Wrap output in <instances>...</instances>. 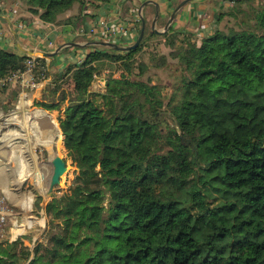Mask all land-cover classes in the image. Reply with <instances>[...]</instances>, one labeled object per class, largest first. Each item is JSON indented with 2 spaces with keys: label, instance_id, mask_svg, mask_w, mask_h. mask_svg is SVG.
<instances>
[{
  "label": "trees",
  "instance_id": "obj_1",
  "mask_svg": "<svg viewBox=\"0 0 264 264\" xmlns=\"http://www.w3.org/2000/svg\"><path fill=\"white\" fill-rule=\"evenodd\" d=\"M88 1L24 0L48 23ZM230 1L199 42L170 26L129 51L95 47L67 68L73 90L59 125L79 171L46 204L43 240H0V264H264V0ZM225 17L233 23L220 26ZM152 37L169 53L136 60ZM27 57L0 47V77ZM168 57L179 71L166 95L141 77ZM104 61L120 74L92 91ZM165 113L174 131L164 138Z\"/></svg>",
  "mask_w": 264,
  "mask_h": 264
},
{
  "label": "crops",
  "instance_id": "obj_2",
  "mask_svg": "<svg viewBox=\"0 0 264 264\" xmlns=\"http://www.w3.org/2000/svg\"><path fill=\"white\" fill-rule=\"evenodd\" d=\"M181 1L90 0L84 5L75 2L59 15L54 23L44 22L38 15L18 5H7L0 2L1 48L19 55L23 54L22 49L54 52L52 55L41 57L45 66V77L34 88L17 95L18 102L12 115L4 120L0 117V124L5 122L19 126L20 130L14 129L8 133V140L12 143L14 153L20 155L22 150L24 153H21L28 155L39 154L41 150L47 152L53 147L52 142L57 137L61 140L59 144L63 147L59 112L55 116V113H49L41 106L35 108L34 103L44 101L58 104L66 97L64 109L69 105L68 95L73 90V80L66 70L69 66L79 65L87 53L97 47L95 41L109 39L108 41L118 45L132 44L141 27L140 16L145 20L146 35L149 34L147 31L149 25L152 31L162 32L165 30L171 12ZM230 3V0H188L178 10L170 26L178 31L190 32L192 41L199 42L202 37L212 33L216 26L217 13L227 9ZM156 9L158 10L157 17H155ZM122 26L128 29L124 35L117 30ZM91 28L94 29L92 33L89 32ZM107 29L109 31L116 29L117 34L106 38L104 33ZM56 87H58L57 90ZM91 90L99 91L93 88ZM14 92L11 87L7 90L0 89V110L4 108V104L10 100ZM51 111L56 110L51 109ZM13 113L17 116L15 117ZM14 170L20 172L19 166L16 168L14 165ZM21 179L20 186L23 184ZM14 194L15 196H12L14 203L23 207L19 199L21 194L19 192ZM16 238L17 235L0 236V240L11 241Z\"/></svg>",
  "mask_w": 264,
  "mask_h": 264
},
{
  "label": "rangeland",
  "instance_id": "obj_3",
  "mask_svg": "<svg viewBox=\"0 0 264 264\" xmlns=\"http://www.w3.org/2000/svg\"><path fill=\"white\" fill-rule=\"evenodd\" d=\"M0 2L7 5L15 4L18 5V7L27 10V5L24 0H0ZM231 5L232 3H230V6L225 10H228ZM227 23H233V19L230 17H225L220 23L218 22L220 26H224ZM101 40L106 41V39ZM108 40L109 39H107V41ZM97 47L108 49L105 46L103 47L97 45ZM151 49H155L166 55L170 51V48L164 45V38L152 37L149 43L145 44L142 50L134 55L135 59H146ZM104 62L105 63L97 72V75L95 76V79L91 85V88L99 91L105 90V81L108 75L118 76L120 74V70L118 69L116 63H111L108 61ZM178 71V66L176 65L175 60H172L170 57H168V65L166 67L150 69L141 78L145 80L148 77L152 78L153 83H158L163 86V94L167 95V93L170 91L168 87L170 78L172 75L178 73ZM3 86L4 87L1 86V90H7V88L11 87L15 92L11 95L10 100L4 104V108L0 110V117L3 118L2 120L12 115V111L16 108L15 105L18 102L17 95L21 92V89L17 84H4ZM71 94H69L68 97H70ZM65 99L66 97L62 101H59V108L55 109L56 111L48 110V112L55 113V116L58 114L57 112H59V118L60 113L62 114L63 107L66 104ZM33 106L35 108L38 107L36 103H34ZM13 114H15V117L17 116L16 113ZM164 117L165 118L161 126V131L163 137L165 138V136L173 134L174 127L166 113L164 114ZM3 123L4 124H0V197L4 198L2 209L4 210L5 214V223L0 227V236L17 235V237H20L28 235V237H25V239L28 240L27 242H29L30 245H33L35 240H43L46 231L49 229V225H51L50 221L53 219L45 212L46 204L51 199H58L71 191L73 179L76 175V172L79 171L78 162L72 160V158L67 155L66 148L64 146L61 147L59 144L61 141L59 140V137H57L52 142L53 149L51 148L47 152L42 150L39 152L38 149L37 151L39 154H23V150L21 151L23 153L20 152V155H18L19 153L15 154L14 149H12V143L8 140V133L14 129L20 130L19 126L12 123ZM55 155H59L65 160L67 169L62 174L60 182L54 186L52 195H49L48 183L52 172L50 159ZM14 165L16 168L19 166L20 172L14 170ZM20 178H22L21 181L23 183L21 186L19 185ZM17 192L21 194L19 199H21V205L23 207L24 200L22 198L24 196L31 195V207L29 209H25L19 206V204L14 203L12 196H15L14 193ZM36 195L41 196V200L39 201L38 205L35 204Z\"/></svg>",
  "mask_w": 264,
  "mask_h": 264
},
{
  "label": "water",
  "instance_id": "obj_4",
  "mask_svg": "<svg viewBox=\"0 0 264 264\" xmlns=\"http://www.w3.org/2000/svg\"><path fill=\"white\" fill-rule=\"evenodd\" d=\"M187 1L188 0H182L181 2H179L176 5V7L174 8V10L171 12V14L169 16V19L167 21V24H166L164 31H162V32L152 31L150 29V25H149L147 27L148 33L149 34H151L153 32L154 33H163V32L168 31L172 21L174 20V18L176 16V13ZM157 15H158V10L156 9L155 17H157ZM139 20L141 22V27H140L137 38L135 39V41L132 44H130V45H118V44H116L114 42H110V41H95L94 43L96 45H99V46H103V47L105 46L107 48H112V49L119 50V51H129V50L135 49L140 44V42H141V40L145 34V20L141 16L139 17ZM22 53L27 55V56H33V57H44V56H49V55L54 54V52L53 53H47V52L35 51L32 49H22ZM105 85H106V81H105ZM51 165L53 168H52V173L50 175V179H49V183H48V194L49 195H52V190H53L54 186L60 182L62 174L67 169L65 160L62 157H60L59 155H55L52 158ZM57 205H59V202H57Z\"/></svg>",
  "mask_w": 264,
  "mask_h": 264
},
{
  "label": "built area",
  "instance_id": "obj_5",
  "mask_svg": "<svg viewBox=\"0 0 264 264\" xmlns=\"http://www.w3.org/2000/svg\"><path fill=\"white\" fill-rule=\"evenodd\" d=\"M118 32L121 35H124L128 29L125 27H119ZM117 30H106L104 36L106 38L112 37L117 34ZM94 31L93 28L90 29V33ZM37 57L28 56L24 62V68L22 70H18L11 75L0 77V84H17L21 93H25L27 89L34 88L37 83L45 77V67L41 66L40 63L36 60ZM4 203V198L0 197V227L5 223V214L2 209V204Z\"/></svg>",
  "mask_w": 264,
  "mask_h": 264
}]
</instances>
